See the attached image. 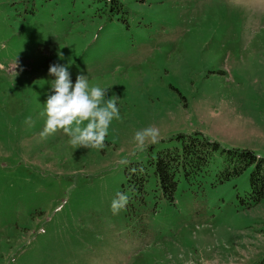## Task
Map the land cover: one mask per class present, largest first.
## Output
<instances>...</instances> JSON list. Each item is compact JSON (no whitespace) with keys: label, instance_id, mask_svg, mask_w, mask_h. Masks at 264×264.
<instances>
[{"label":"rangeland","instance_id":"374dc122","mask_svg":"<svg viewBox=\"0 0 264 264\" xmlns=\"http://www.w3.org/2000/svg\"><path fill=\"white\" fill-rule=\"evenodd\" d=\"M52 64L120 98L102 149L41 136ZM146 127L157 141L138 150ZM179 133L264 156V0H0V264L258 261L264 202L241 201L253 166L221 182L217 160L175 204L155 178L143 200L123 188Z\"/></svg>","mask_w":264,"mask_h":264},{"label":"trees","instance_id":"16d2710c","mask_svg":"<svg viewBox=\"0 0 264 264\" xmlns=\"http://www.w3.org/2000/svg\"><path fill=\"white\" fill-rule=\"evenodd\" d=\"M172 146L157 150L150 147L147 164L144 161L131 162L125 170L124 189L129 190L135 198L147 192L151 178H155L158 187L157 200H166L175 204L177 189L181 180L196 182V177L209 173V167L218 160L220 163L221 182L243 174L250 166L249 190L245 198L249 208L264 202V156L249 150L244 152L235 148H227L199 133L176 134L168 140ZM253 264H264V254Z\"/></svg>","mask_w":264,"mask_h":264},{"label":"clouds","instance_id":"9594fccd","mask_svg":"<svg viewBox=\"0 0 264 264\" xmlns=\"http://www.w3.org/2000/svg\"><path fill=\"white\" fill-rule=\"evenodd\" d=\"M69 66H49L48 73L54 79H51L50 94L44 103L46 121L41 136L47 137L63 130L74 149H102L110 124L121 118L120 98L113 96L106 99L108 88L91 86L84 73L78 74L73 81ZM158 135V130L153 127L137 131L134 139L138 150L146 147V141L155 143ZM117 195L118 198L113 199L111 204L113 214H117L128 202L125 193Z\"/></svg>","mask_w":264,"mask_h":264}]
</instances>
